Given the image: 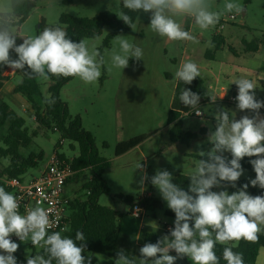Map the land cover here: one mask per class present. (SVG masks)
<instances>
[{
	"label": "rangeland",
	"instance_id": "374dc122",
	"mask_svg": "<svg viewBox=\"0 0 264 264\" xmlns=\"http://www.w3.org/2000/svg\"><path fill=\"white\" fill-rule=\"evenodd\" d=\"M36 7L28 19L20 26H14L16 34L38 35L47 27H61L59 19L62 14L78 17H94L102 12H112L117 18L121 14L122 0H35ZM226 0H209L212 11H219ZM241 4L245 11L239 15L226 13L218 24L206 30L200 29L190 17L179 18L185 31L196 37L195 41H170L161 37L150 28L151 13L139 10L135 21V29L122 32L123 38L142 49V59H129L127 68H113L107 71L110 65V52L114 46L115 39L109 48L101 53L105 57V65L101 68V76L96 82L85 84L79 77H75L61 90L60 98L67 104L69 114L72 117L80 116L83 128L93 136L100 155L110 162V166L104 171L103 179L107 183L108 193L99 199L101 206L110 208L124 215L121 222V239L119 246L134 251V257L139 264V247L136 246V233L143 221L144 231L141 243L147 233H154L160 238L167 235L165 229L168 226L174 227V217L165 214L170 210L167 203L162 199L158 189L154 186L153 194L158 202L157 206L150 204L145 206L143 218L135 219L130 214L132 206L119 199V195H125L139 199L142 195L150 192L148 179L141 183L144 171L152 172L155 175L157 170H168L173 178L177 174L189 175L198 164L201 157L200 151H207L212 147L208 141V134L215 130V114L220 108L230 110V115L239 120L244 115H252L247 110L240 111L237 108V101L231 103L232 96L235 97L232 85L234 80L239 78L251 79L249 75L237 70L241 65L242 58L246 56V49L243 41L247 43H264V0H235ZM235 20H229L230 16ZM224 28L217 33L219 25ZM111 32L110 27L105 26L101 34L93 39H85L89 46L95 45L100 51L103 41ZM219 34L224 44L216 51L214 37ZM118 49V44L116 45ZM207 52L215 55V60L206 57ZM259 62H264V48L258 53L251 55ZM192 61L198 65L200 73L203 74L208 87L209 94L217 96L216 102L209 101L200 105L201 117L184 115L182 125L186 131L196 134V138L189 144L171 142L169 139L170 126L168 115L171 107L172 97L176 85L175 72L183 62ZM4 68L0 67V69ZM237 70V71H236ZM264 75V74H263ZM19 78H16V82ZM261 80V78H260ZM41 90V97L36 100L37 104L44 106V98L49 96L47 81L37 78ZM222 90L228 92L227 100L221 99ZM258 100H264V89L258 83L254 90ZM208 94V95H209ZM234 94V95H233ZM15 112L26 120V128L29 132L37 129L32 113L23 111L20 105L12 102L10 97L2 99ZM262 116L264 112L260 110ZM137 136H145L146 139L137 147L126 154L116 157V146ZM61 135L52 129H41L34 137L33 144L28 149H22V155L27 158L31 154L43 153V158L38 160L36 166L26 170L20 178L24 182L32 177H37L48 163L49 158L58 152L68 159L78 156V148H70V141L65 140L57 147ZM0 147L2 142L0 140ZM228 159L230 153H225ZM145 165V169H137L138 164ZM9 164V159H3L0 163V172ZM6 177H0L3 183ZM255 174L245 170L239 180L254 179ZM238 180V181H239ZM89 181V173L83 172L74 183L66 190L69 198L78 197L84 199L86 192L83 185ZM236 187L229 185L214 188L213 191L226 190L231 194L237 191ZM231 190V192H230ZM19 249L13 255L17 258V264H23L28 256H32L41 248L33 246L31 241L19 242ZM31 246L33 249H31ZM34 250V251H33ZM172 255V254H171ZM174 256L176 254H173ZM97 264H115V258L101 254H95ZM177 259L175 263H180ZM190 264L192 261L189 260Z\"/></svg>",
	"mask_w": 264,
	"mask_h": 264
},
{
	"label": "clouds",
	"instance_id": "9594fccd",
	"mask_svg": "<svg viewBox=\"0 0 264 264\" xmlns=\"http://www.w3.org/2000/svg\"><path fill=\"white\" fill-rule=\"evenodd\" d=\"M123 7L132 12L143 10L151 13L150 28L161 37L170 41H195L196 37L185 31L179 18L190 17L202 30L214 27L226 13L237 15L245 11L235 0H226L219 11H212L209 0H122ZM119 18L133 30L132 18L121 13ZM15 15L11 0H0V67L7 66L12 70H22L31 78L47 81L50 76L79 77L85 84L96 82L105 65V57L87 40L74 42L68 38L61 27H45L38 35H26L17 44ZM118 44V49L116 45ZM16 54L13 58L11 53ZM142 49L130 43L122 35L115 37L110 52V65L113 68L128 67L129 59H142ZM200 76L198 65L192 61L183 62L175 72V78L190 85ZM238 86L235 97L237 108L247 110L252 115H244L239 120L230 115V110L220 108L215 114L216 126L208 134L212 145L207 151H200L201 157L195 169L189 174L190 183L185 191L173 183L172 174L166 170H157L150 180L168 208L174 212V227L169 234L159 238L155 243H146L140 249L139 264H175L177 259L187 257L192 264H220L215 248L217 243L224 247L222 256L227 264H245L243 254L233 251L241 240L257 242L259 234L264 232V195H250L249 184L229 194L228 191H213L223 187L227 182L236 187V182L244 173L240 161L244 157H256L250 160L255 171V179L249 183L253 187L264 189V116L260 109L264 101L255 95L256 84L247 78L233 81ZM210 101L216 102L217 96L209 94ZM223 97V96H222ZM180 101L195 109L200 95L184 88ZM44 102L52 106L54 97L46 96ZM231 154V159L225 153ZM138 164L137 169H145ZM149 179L144 171L141 183ZM17 197L0 187V264H17L13 255L19 244L11 239L12 235L21 242L31 241L33 246L43 249L44 254L28 256L26 264H92V257H86V238L77 231L75 240L62 235L70 229L65 226L61 231L49 234L52 226L49 212L37 203L29 208L26 214L19 212ZM77 241L81 243L77 244ZM175 251L176 255L170 252ZM115 264H137L134 256H129L123 248L116 253Z\"/></svg>",
	"mask_w": 264,
	"mask_h": 264
},
{
	"label": "trees",
	"instance_id": "16d2710c",
	"mask_svg": "<svg viewBox=\"0 0 264 264\" xmlns=\"http://www.w3.org/2000/svg\"><path fill=\"white\" fill-rule=\"evenodd\" d=\"M248 2L249 0H246V3ZM11 3L15 15L14 26H20L23 24L36 7L35 0H11ZM120 9L121 13L128 14L132 18V22L135 23L139 11L132 12L125 9L123 7V2L121 3ZM59 24L64 26L68 38L74 42H79L81 39L96 38L101 34L103 27H110L111 32L103 41L102 46L100 47V52L109 48L111 42L117 35L132 29L129 25L125 24L122 19H118L116 14L108 11L99 13L91 18L62 14L59 19ZM16 35L17 44L22 43L24 35ZM243 43L247 51H256L258 49V44L255 42L247 43L246 41H243ZM214 44L216 45V51H218L224 43L215 36ZM213 55L214 53L207 52L206 57L211 58ZM18 75L20 76V81L14 92L22 95L29 102L30 113H32L34 121L38 127L35 131L30 133L25 126L26 120L15 112L8 104L0 102V140L2 142V147H0V163L3 159H9V164L0 172V177L20 178L28 168L36 166L37 161L43 158V153H40L39 155L31 154L29 157L25 158L21 152L22 149H28L31 147L34 137L41 129H52L54 132L59 133L61 139L57 144V147L61 145V141L65 140L70 141V148L72 150L75 149L76 145L78 148V156L73 158V168L80 171L79 175L83 172H88L90 175L89 181L83 185V190L86 192L85 198L81 200L78 197H75L70 204L68 217V228L70 230L68 232H63L62 235L69 236L75 240L76 232L81 231L86 238L87 244V248L84 250V255L86 257H92V264H97L95 254L115 258L116 253L119 250L117 244L124 215L99 204L100 197L108 193V186L103 179V173L110 166V162L100 155L93 136L83 128L81 117H72L69 114L67 104L60 98L62 88L75 77L50 76L48 94L50 97L55 98L56 103L52 106H49L46 103L44 106H40L36 102V100L41 97V90L37 78L30 79L22 70H18ZM6 81L7 78L4 77L0 71V91ZM184 88H189L191 91L200 95L201 98L199 103L207 99V89L201 77H197L190 85L176 80L167 121L170 126L169 139L171 142L189 144L196 138V134L183 129L181 117L185 113L193 110V108L190 106L186 107L180 101V93ZM145 139V136H137L127 141L120 142L116 146L115 156L119 157L126 154L133 148L139 146ZM252 159H256V157H244L240 163L243 169L255 174L253 166L250 163V160ZM147 175L149 177L148 184L152 195L145 199L141 205L143 207L149 206L150 204L157 206L158 202L155 200L153 194L154 186L150 180L153 174L148 171ZM188 176L189 175L186 174H177L173 178V183L187 191L190 183ZM250 180L251 179L239 180L237 183L238 188H242V186L247 183L249 184L247 192L250 195L256 196L258 186H251L249 183ZM223 184L228 185L227 182H223ZM0 187L5 188L1 181ZM5 190L8 192L6 188ZM118 197L121 201L130 206H133L138 202V199H134L130 196L119 195ZM165 214L169 217L175 218V214L171 210H166ZM52 232H49V234ZM159 238L160 237L156 234L146 235L145 243H155ZM79 243L81 242L77 241V244ZM234 243L236 242H230L227 245L217 243L215 251L217 256L220 257V264H227L222 256L223 248L231 247ZM263 248L264 232L259 234L257 242L252 243L241 240L238 247L233 248V251L243 254L245 264H256L259 252ZM31 249H33L32 246ZM124 250L128 252L129 256H134V251H131L130 249ZM37 254H44L43 249L41 248L32 256ZM189 260L190 259L187 257H184L182 258V263L179 264H190ZM23 264H26V261H24ZM53 264H55V262H53Z\"/></svg>",
	"mask_w": 264,
	"mask_h": 264
},
{
	"label": "built area",
	"instance_id": "2783aa9c",
	"mask_svg": "<svg viewBox=\"0 0 264 264\" xmlns=\"http://www.w3.org/2000/svg\"><path fill=\"white\" fill-rule=\"evenodd\" d=\"M229 20H235V16L231 15ZM223 28L224 24L219 25L217 33ZM234 100V97H232L231 103ZM200 113V115H197L195 109H193L184 115H192L198 118L202 116L201 110ZM62 144L63 141H61ZM63 156L55 152L39 175L32 177L27 182H24L21 178L8 177L3 181L8 192L17 197L20 204V214H26L27 209L35 207L37 203L49 212L52 226L48 229V232L61 231L65 226L69 227V209L73 198H69L66 195V190L80 174L79 170L73 168V158L68 159ZM257 195H264V189L258 187ZM149 197V194L142 195L138 202L131 207L130 214L133 218L140 220L143 218L145 209L141 203ZM166 230L169 232V228H166ZM11 239L16 243L21 242L15 235H12Z\"/></svg>",
	"mask_w": 264,
	"mask_h": 264
},
{
	"label": "crops",
	"instance_id": "0c3cea01",
	"mask_svg": "<svg viewBox=\"0 0 264 264\" xmlns=\"http://www.w3.org/2000/svg\"><path fill=\"white\" fill-rule=\"evenodd\" d=\"M216 37L219 38V40L223 41L222 37H220L219 34ZM262 48H264V43L260 42L258 44V49L256 51H247L246 50V53H247L246 56L242 58L241 65L238 68H236V69L237 70H241L246 75H249V77L251 78L250 80H252L256 84V86H258V83H261L262 86H263V89H264V75H263L264 74V62H259V61L255 60L254 58L250 57L251 55L258 54L262 50ZM245 49H246V47H245ZM11 55H12L13 58H16V54L15 53L12 52ZM208 59L215 60V55H213V57L208 58ZM10 69L11 68H9L7 66H4V68L0 69V71L3 74V76L7 78V81L5 82L3 88L0 91V102H4L2 100L3 99V95L4 96H8V97H10V99L12 100V102L14 104L20 105L22 107L23 111L29 110V112H30V104L26 100V98L23 97L22 95L16 94L14 92L17 84L20 81V76L18 75V70L11 71ZM17 77L19 78V80L16 82V78ZM199 77H201L203 79L204 83H205V87L207 89V99L202 101V102H200L198 107L200 105H202V104H204V103L209 101V96H208L209 90H208V87L206 86V81L204 79L203 74L200 73ZM260 78H261V80H260ZM232 90H233L235 95L238 94V86L236 84L232 85ZM227 96H228V92L226 90H222L221 99L222 100H227ZM228 102H230V100ZM199 109H200V107H199ZM260 110H262L264 112V108H261ZM183 116L181 117V119L183 118ZM183 129H184V127H183ZM89 179H90V175H89ZM148 194L151 197L152 193L149 192ZM142 223H143V221H141V224H140V226H139V228L137 230V233H136V240H137L136 246L139 247V248H141L144 244H146L145 243L146 235L154 234L152 232L151 233L149 232V233L145 234L144 243L142 244L141 243V238H142V233L144 231ZM166 225H167V228H169V229L173 228V226H168V224H166ZM165 232H166V234L169 233L166 229H165ZM120 239H121V232H120V236H119V240H118V244H117V247L119 249H121V247L119 246ZM170 254L173 255V254H176V253H175V251H171ZM180 263H182V259H181ZM256 264H264V248L260 250L258 258H257V261H256Z\"/></svg>",
	"mask_w": 264,
	"mask_h": 264
}]
</instances>
